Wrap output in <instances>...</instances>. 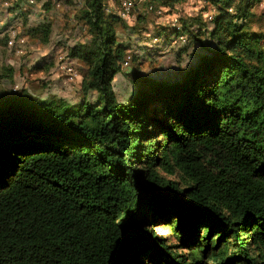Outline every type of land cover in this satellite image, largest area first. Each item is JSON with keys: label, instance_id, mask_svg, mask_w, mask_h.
I'll return each instance as SVG.
<instances>
[{"label": "trees", "instance_id": "1", "mask_svg": "<svg viewBox=\"0 0 264 264\" xmlns=\"http://www.w3.org/2000/svg\"><path fill=\"white\" fill-rule=\"evenodd\" d=\"M106 1L79 11L82 101L0 108V264H264L260 0H212L215 44L180 79L137 78L127 102L114 88L121 17ZM188 20L181 32L196 36ZM31 30L49 41L50 23Z\"/></svg>", "mask_w": 264, "mask_h": 264}, {"label": "rangeland", "instance_id": "2", "mask_svg": "<svg viewBox=\"0 0 264 264\" xmlns=\"http://www.w3.org/2000/svg\"><path fill=\"white\" fill-rule=\"evenodd\" d=\"M4 1L0 0V108L7 107L14 100L30 97L46 101L63 98L71 104L82 101V80L88 65L84 60L73 57L70 50L88 42L91 37L88 26L79 19L85 0H49V9L44 5L46 0H35L33 3L20 0L21 3L9 7H4ZM151 1L166 8L162 16L147 11L145 2H137L136 9L128 18L121 17L114 24L117 40L126 46L122 63L126 58L129 61L127 65H122L114 79L116 96L123 102L131 97L134 90L132 82L137 78L180 79L189 68L198 64L206 48L215 44L210 36L213 20L206 19L205 13L209 12L213 17L218 14L216 2L181 0L174 5H165L161 0ZM106 2L109 8L120 0ZM251 9L254 15L250 17L249 27L255 32L264 30V0L255 2ZM140 13L144 17L139 18ZM174 14L179 16L181 29L184 20L188 23V19H195L191 28L197 35H189L184 30L186 39H180L178 29L171 24ZM43 22L51 24L49 41H43L31 30ZM200 30L201 33H198ZM11 36L15 37L16 43L9 47L7 39ZM155 37L158 39L155 40ZM129 54L130 59L127 57ZM65 60L72 64L73 72L61 69ZM9 69H12L11 76H4ZM88 96L95 98L93 92ZM167 176L178 179L177 175ZM153 229L159 237L169 240L164 236L168 226H153Z\"/></svg>", "mask_w": 264, "mask_h": 264}, {"label": "built area", "instance_id": "3", "mask_svg": "<svg viewBox=\"0 0 264 264\" xmlns=\"http://www.w3.org/2000/svg\"><path fill=\"white\" fill-rule=\"evenodd\" d=\"M20 0H5L4 1V7L7 6H12L15 3H21L19 2ZM30 3L35 2V0H29ZM146 0H120V2L114 6H110L109 8L106 6V10L109 11L111 10L113 13L117 14L118 16L122 17V18H128L130 16V14L132 13L133 9H136V5L137 2H145ZM148 10H152L155 11L159 16H162L163 12L166 11V8L159 6L156 8V6L153 3H150L147 6ZM138 10V9H137ZM175 16H173L171 19V24L173 27L177 28L179 30L178 34L180 39H186V35L184 32H181V24L179 21V16L177 14H174ZM205 17L206 19L211 20L213 18L212 14L207 12L205 13ZM155 40L158 39V37L154 38ZM15 37L11 36L10 39H7L8 42V46L12 47L15 45L16 42H14ZM127 57H131V55L129 54ZM129 63L128 59L126 58L125 61L123 62V65H127ZM61 69L64 70L67 73H71L74 71L72 64L65 60L62 64H61Z\"/></svg>", "mask_w": 264, "mask_h": 264}]
</instances>
